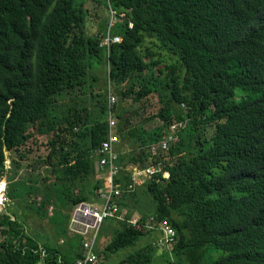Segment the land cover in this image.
Returning a JSON list of instances; mask_svg holds the SVG:
<instances>
[{
    "label": "trees",
    "instance_id": "trees-1",
    "mask_svg": "<svg viewBox=\"0 0 264 264\" xmlns=\"http://www.w3.org/2000/svg\"><path fill=\"white\" fill-rule=\"evenodd\" d=\"M100 65L107 100L96 113L68 107L53 117L88 94ZM108 114L122 193L98 255L147 236L116 264H264V0H0V184L9 202L54 215L63 241L30 235L2 206L0 264L82 257L83 237L68 225L75 205L102 201L94 154ZM172 126L178 139L153 151ZM152 168L133 188L132 171ZM134 208L141 219L119 226ZM108 222L117 227L103 241ZM163 225L174 231L167 242Z\"/></svg>",
    "mask_w": 264,
    "mask_h": 264
},
{
    "label": "built area",
    "instance_id": "built-area-1",
    "mask_svg": "<svg viewBox=\"0 0 264 264\" xmlns=\"http://www.w3.org/2000/svg\"><path fill=\"white\" fill-rule=\"evenodd\" d=\"M119 40L120 38L113 39L114 42H118ZM108 42L109 39H107V43ZM113 100L112 97H108L109 107ZM108 125V139L102 143L94 154L97 156L96 161L99 169L103 171L102 175L98 177L99 181L104 184V188L101 189L98 194L102 201L101 203L81 202L73 207L70 214L69 231L83 237V254L74 264H101L99 255L95 251L96 240L101 229L100 225L109 218L118 217L119 207L114 200L122 193L121 185L115 182L120 170L118 167V153L115 150V145L119 142V138L111 131L113 122L110 119V114H108ZM179 126L182 127V124ZM176 129L177 126H172L170 128L171 134L157 146H154L152 150H166L169 142L176 141V136L174 135ZM7 168L8 166L5 165L6 170ZM155 171L156 170L152 168L138 172V174H144L145 178H149ZM164 176L168 175L165 173ZM2 184L0 185V191H2L3 188ZM1 206L2 198L0 197V207ZM161 230L165 234H168H166L165 241L162 239L164 242L173 239L174 231L172 229L163 225Z\"/></svg>",
    "mask_w": 264,
    "mask_h": 264
},
{
    "label": "rangeland",
    "instance_id": "rangeland-1",
    "mask_svg": "<svg viewBox=\"0 0 264 264\" xmlns=\"http://www.w3.org/2000/svg\"><path fill=\"white\" fill-rule=\"evenodd\" d=\"M96 31V29H94ZM121 41V39L119 40ZM118 41V42H119ZM104 43H107V39H104ZM105 66H98L96 69H91L89 71V75L91 74V76H96L97 77V81L96 82H92L90 84L93 85L92 87L88 88V94L84 97H80L77 99V101L75 103H68V102H63L62 104H60L59 106H55L52 110L54 111L53 113V117H56L59 119L60 115L64 114L66 112V110L68 109V107H72V108H88L90 109L91 112L96 113V111L98 110L100 104L103 103V97L105 96L106 100H107V94H105V88L108 87V84L106 83V75H105V71H107V69L104 71ZM91 82V81H90ZM114 102V100L111 102ZM162 125V121L160 119H156L153 122H150L149 124L145 125V128L147 130H152L155 129L157 127H160ZM178 138H176L177 140ZM116 150V148H115ZM117 152V151H116ZM133 170V169H132ZM133 188L139 189L141 186V180L145 179V175L144 174H138L137 171L133 170ZM31 176V177H30ZM25 175L23 178H21L19 180V177H17L14 180L13 185H15V187L17 188V186L19 185V188L21 187V183H23V185H27L29 184L27 181V178L30 177L31 180L36 181L37 179V174H33V175ZM148 178V177H147ZM37 186V184L35 185V187ZM7 187L9 189V185L7 184H3V188L2 191H0V197L2 198V206L4 207V210L6 209L8 214L13 213L14 216L17 217V219L20 221L21 225L23 226V229H25L26 232H28L30 235L32 236H37V238L39 240L43 241L46 238H49L50 240L54 241V242H63L60 241L62 240V238L59 237V233L57 231V227H56V222L53 220V216L51 219L45 221V220H41L39 219L36 215H34V213L31 212L30 209H28V207L26 206V202L28 201H18L21 199H10L11 201L9 202L8 198H5V196H7ZM35 200H37L36 202H40V197H35ZM31 200L29 199V202ZM130 205H133L134 203L129 202ZM1 206V207H2ZM52 207L50 208V212L52 211ZM127 211V210H126ZM54 213V211L52 212V214ZM132 218L129 221H125L123 217H121L120 219H117V221H120V223L118 224L119 226H128L129 224H136L139 219H141V215L139 214V211H137L134 208V211L132 213ZM106 222V221H105ZM104 222V223H105ZM112 222H108L104 227H103V232L101 233V236L103 237V241L107 240V237L113 233V230L115 229V226L117 227V225H112ZM150 225L147 226V230L151 231ZM155 234L157 235V232H155ZM160 234V233H159ZM161 238L165 241L166 239V234L164 232L161 231ZM168 235V234H167ZM42 237V238H41ZM101 237V238H102ZM151 237H147L145 236V238L143 239H139L137 244L133 247L134 249L139 248L140 246H142L144 244V242L149 239ZM64 244V243H63ZM101 244H103V242L101 241ZM100 244L97 243L95 250H99L100 248ZM133 248H129L127 249H122L121 251L109 256V257H103L102 255H99V259H100V263L101 264H116L119 260H121L124 255L129 251H132ZM165 260L163 257H157L155 259L154 264H164Z\"/></svg>",
    "mask_w": 264,
    "mask_h": 264
},
{
    "label": "bare ground",
    "instance_id": "bare-ground-1",
    "mask_svg": "<svg viewBox=\"0 0 264 264\" xmlns=\"http://www.w3.org/2000/svg\"><path fill=\"white\" fill-rule=\"evenodd\" d=\"M172 143H173V142H172ZM118 167H119V165H118ZM102 173H103V172H102ZM102 173H101L100 175H102ZM100 175H99V176H100ZM118 175H119V174H118ZM117 177H118V176H117ZM1 184H2V183H1ZM1 184H0V185H1ZM2 185H3V184H2ZM104 222H105V221H104ZM104 222L101 223L100 228L102 227V225L104 224Z\"/></svg>",
    "mask_w": 264,
    "mask_h": 264
}]
</instances>
